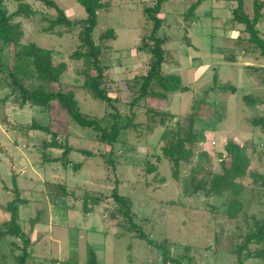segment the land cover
<instances>
[{
	"label": "rangeland",
	"instance_id": "obj_1",
	"mask_svg": "<svg viewBox=\"0 0 264 264\" xmlns=\"http://www.w3.org/2000/svg\"><path fill=\"white\" fill-rule=\"evenodd\" d=\"M22 1L26 10L31 9L30 14L16 15L12 19L19 22L23 31L21 44L35 42L52 51L55 64H65L60 81L50 87L73 91L81 112L98 119L109 129L116 112L120 113V125L126 124L130 118L134 119L135 124L145 125L122 129L116 141L107 143L99 140L100 132L74 122L55 100L50 103L48 114L30 104L18 109L16 106H20L21 95L7 86V71H4L13 67L15 50L0 41V182L8 185L6 190L0 188V212L5 215L7 212L10 218L0 224V229L7 230L12 225L9 205L15 203L18 196L27 204L31 203L28 208L33 214L31 219L41 217L43 210L48 214L50 210L54 213L80 214L82 219L74 217L79 222L78 226L92 225L95 230L91 237L99 249H95L98 264H241L234 253L236 245L250 229L256 228L252 215L264 220V188L259 187L261 179L255 181L250 175L240 179L244 184L241 195L244 205L236 218H229L225 214L229 193L207 197L203 192L187 194L184 190L185 178L198 164L202 152L207 153L200 160L204 173L220 170V154L226 152L225 144L229 140L247 148L251 159L250 171H256L264 178V129L251 122L253 118L264 117V90L260 95L252 94L261 103L251 107L244 101L246 92L242 89L236 92L229 88L220 89L224 84L230 86L225 83V66L222 62L245 54L238 41L247 36L244 25L232 35L235 41L225 44L223 38L225 19H228L226 23L232 20L237 2L230 1L233 8L229 11L232 15L226 17L225 9L214 15L216 22L213 28L205 29L203 25L201 30L195 29L202 42L192 47L187 44L190 41L189 29L196 25L197 17L204 15L198 13L197 8L194 14L189 13L190 6L197 0L176 2L172 7L164 5L159 14L164 20L160 32L168 36L165 43L169 50L167 57L175 62L165 64L164 70L179 73L178 69L184 65L196 66L197 76L203 80L196 84L188 72L186 81L192 87L178 97L173 95L170 111L175 114L174 117L171 114L164 125L155 127L147 109L152 105L159 107L160 101L149 99L148 103L131 109L133 91L127 85L128 81L145 74L148 69L150 54L140 52L138 46L141 37L147 35L151 28L143 14L144 8L155 4V0H112L110 8L98 11L94 37L102 45V64L105 68L103 86L112 97L115 108L93 99L83 88L84 75L81 71L84 61L72 55L81 48L80 31L83 25L78 22L72 26L53 24L58 16L55 8L40 0ZM55 1L73 22L86 16L85 8L77 0ZM259 1L264 3V0ZM213 2L225 8L222 0ZM19 5L17 0H3V6L7 7L9 13L17 10ZM244 10L253 17L254 0H244ZM111 28L116 31L117 38L101 40V35ZM257 28L264 37V18ZM259 51L250 49V52H254L252 56L255 52L260 55ZM29 70H33L31 63ZM228 72L236 78V69H229ZM93 73L96 71L93 70ZM215 73L218 82L213 79ZM22 80L29 86L41 81L29 74L23 76ZM6 99L7 102L3 103ZM166 104L168 109L169 101ZM12 108H16L14 112ZM191 114L194 116L198 141L193 159L181 162L180 178L175 179L172 162L163 154L162 147L170 144L173 132L181 125L188 124ZM34 121L47 126L51 133L30 129ZM147 124L152 127L147 128ZM139 131L142 132L141 136L137 134ZM3 133H7L8 137ZM17 137L20 152L12 148V144H17L13 142ZM52 142L64 146H54ZM67 146L71 149L64 155ZM6 150L11 154L4 153ZM225 158L229 163L228 156ZM36 171L42 176L33 182L31 179ZM115 190L131 200L134 221L142 226L152 241L141 239L138 232L132 229L130 220L120 210L113 195ZM91 213L94 214L93 218L87 219ZM73 231L77 235L84 233L77 227H73ZM9 243V236L0 241V260L4 264L14 262L13 256L8 260L1 257L2 252H9ZM259 247L264 249V242L249 244L251 249ZM165 248L166 254L177 262H165ZM242 264H264V257L244 258Z\"/></svg>",
	"mask_w": 264,
	"mask_h": 264
},
{
	"label": "trees",
	"instance_id": "obj_2",
	"mask_svg": "<svg viewBox=\"0 0 264 264\" xmlns=\"http://www.w3.org/2000/svg\"><path fill=\"white\" fill-rule=\"evenodd\" d=\"M17 1L20 2L18 9L9 13L7 7L3 6V0H0V41L12 46L15 50V62L13 67L9 71L4 70V68H1V70L7 71L5 77L7 86L10 87L13 92L18 91L19 95H21V107H24L25 104H30L33 105L32 107L40 108L41 112L47 113L50 103L55 100L60 108L66 110L68 116L74 122L83 128H91L100 132L99 140L107 143L116 141L122 129H132V126L145 125L142 123L135 124L133 118L126 121V124L120 125L118 120L120 118V113L116 112L109 129L102 125L98 119L88 117L81 112L78 99L73 91L51 88L50 85L53 86L60 81L61 74L65 69V64H55L52 51L37 45L35 42L21 44L20 39L23 35V31L20 29L19 22H14L12 19L16 15H29L31 9L26 10V5L23 1ZM40 1L58 11V16L53 20V24L72 26L78 22L83 25L80 31L81 48L75 50L72 54L73 57L84 61L83 70L81 71L84 75L83 88L93 99L106 102L115 108L116 106L112 97L103 86L105 68L102 64V45L97 42L94 37V32L98 25V11L100 9L110 8L112 2L110 0H77L85 8L86 16L73 22L67 17L65 11L55 0ZM168 1L169 0H155V4L148 5L144 8L143 14L147 22L151 24V28L147 35L141 37L138 50L150 54L148 69L145 74L135 76L133 81L127 82L129 89L133 91V97L130 100L131 109L142 103H148L149 99H157L160 101L159 107L152 105L150 106L151 108L149 107L147 109V114L150 115L149 118L152 120V124L153 126L155 125V127L164 125L170 117L171 113L167 109L166 102L170 100L171 95L177 92H185L190 89L189 86L184 83L179 73H168L164 70L165 64H175V62L168 60L167 57L169 50L165 47V43L168 41V36H164L160 32L164 20L159 14ZM202 1L203 0H197L193 3L189 8L191 10L189 13L194 14V10ZM235 1L237 2V6L233 10V18L231 21L234 24H239L240 29L241 25H244L243 30L247 32V36L241 39L239 38V44L245 49L244 53L246 55H252L254 52H250V49H254L255 51L260 50V55L255 52L258 59L264 58V37L260 35L259 29L257 28V24L264 18V12L262 11L264 3L259 0H254V15L250 17L244 10V0ZM106 38H117L114 28L103 33L100 37L101 40ZM187 42L189 46H192L191 41ZM251 44L253 45L252 47H250ZM30 63L33 67L32 71L29 70ZM93 70L96 71L95 74ZM28 74L41 79V81L34 86H29L22 80L23 76ZM213 79L215 82H218L217 73H215ZM227 83L230 84V86L224 84L225 86H221L220 89L229 88L232 92L237 91V86L234 83ZM243 99L247 105L251 107L261 102L260 99L252 95V93L244 94ZM133 116H135V113H133ZM188 118H190L188 124L186 126L181 125L177 131L173 132L170 144L162 147L163 154L172 162L173 177L175 179L180 178L181 162H188L193 159L194 149L198 141L197 132L194 128V116L191 114ZM251 122L253 125L261 126L264 129V117L253 118ZM146 127L151 128L152 126L147 124ZM30 129H42L45 132L51 133V130L47 126H43L36 121L31 124ZM137 134L141 136L142 132L139 131ZM52 145L64 146L57 142H52ZM70 149L71 147L67 146L64 150V155L68 154ZM225 151L226 152L220 154V170L218 172L208 170L206 173L203 171L200 160L206 157L207 153L202 152L199 156L200 160L198 164L193 168L191 174L185 178L184 190L187 194L203 192L207 197L222 196L225 193H229L230 199L225 214L229 218H236L240 216L244 205L243 199H241L244 184L240 179L249 175L255 181L261 179L262 183L259 187L264 188V178L261 177L258 172L250 171L251 159L247 148L243 145L234 140H229L225 144ZM225 156H228L229 163H227ZM152 167L154 168V166ZM201 174L202 176H200ZM113 195L120 205V210L123 211L124 215L130 220L132 229L138 232V236L141 239L149 240L142 226L134 221L131 211V200L120 194L117 190L114 191ZM22 202L25 201L20 200L17 196L16 202L9 205L11 211L10 223L12 225H10L7 230L0 229V237L6 234L16 236L23 235L18 222L19 203ZM252 217L256 224V228L250 229L246 235L243 236V240L238 242L236 249H234V253L237 254L238 258L241 260V264L244 258L264 257L263 248H249L250 243L261 244L264 242V220L256 218L255 215H252ZM149 241L152 240L150 239ZM26 246L25 244L24 254L18 257L20 264H25ZM166 253L165 248V262H177L176 259L170 258ZM87 256V261L84 264L99 263L96 251L93 247H89Z\"/></svg>",
	"mask_w": 264,
	"mask_h": 264
},
{
	"label": "crops",
	"instance_id": "obj_3",
	"mask_svg": "<svg viewBox=\"0 0 264 264\" xmlns=\"http://www.w3.org/2000/svg\"><path fill=\"white\" fill-rule=\"evenodd\" d=\"M186 1L187 0H169L166 3V5L172 7L173 3L176 2L184 3ZM222 1L225 2V8H220L216 6L213 0H203L202 3L198 5L196 11L204 15L200 18L197 17L195 21L196 27L192 26L190 29L188 28L189 30H191L189 37H190V41L192 42V46L193 44L199 45L202 42L201 36L196 35L195 29L200 28L201 30L203 25H204L203 28L205 29L213 28V25L216 22V20L213 19L214 15L223 9H225L226 17L232 15V13H230L229 11L230 8H233L231 7L230 1H234V0H222ZM193 17L196 18V16ZM226 20L228 19H225V28H222L224 31L223 35H225L223 36L225 40V44L228 41H235V38L233 39L232 35H234L235 31H237L238 33V27L240 26L239 24H234L231 21L226 23ZM252 55L244 54L242 56L240 55L233 57V60L225 59L222 62V65L225 66V83L233 82L237 86V90L242 89L244 92H246V94L252 93L255 95H260L261 92L264 90V77H261L262 74H264V70H263L264 58L258 59L255 55L254 56ZM241 58L246 60L242 61ZM233 68L236 69V74H237L235 76L236 78H233V73L228 72L229 69H233ZM178 72L183 78L184 83L189 87L192 86L191 83L186 81V78H188L187 76L188 72L189 75L192 77L190 79H192L196 84L200 82L201 79L203 80V78L197 76L198 68L196 66L184 65L183 68L178 69ZM226 75H229L230 77H226ZM181 93L183 92H177L172 94L171 99L169 100L168 109L169 112L172 114V117H174L175 115L173 112L170 111L171 101L172 99L174 100L173 95H175L174 97H178ZM4 102H7V99L4 100L3 103ZM260 103L261 102H259L258 104ZM26 106L27 105H25L24 107ZM16 107L20 110L21 108H23L18 105ZM15 109L16 108H12L11 109L12 112H14ZM16 111L19 112L18 110ZM8 120L10 121L12 119L8 118ZM3 134L7 135L8 137L7 133H3ZM1 138L2 136L0 137V139ZM13 142L17 143L18 137L17 140L16 141L14 140ZM9 143L11 144V142ZM19 145L20 143L19 144L17 143L15 145L12 144V148H14V151L20 152L19 150H21L20 149L21 147ZM12 148H10L9 150L11 151ZM4 153L11 154V152H9L8 150H6ZM6 158H8V156ZM41 176L42 174L36 171L33 173V179L31 180H33V182H36L37 180H40ZM0 184L2 185L0 186L1 189L6 190V186L8 187L7 184L3 185L2 182H0ZM30 189L29 192H31ZM26 202H22L19 207L18 222L20 224V228L23 235L16 236L11 234H6L0 237V241L5 237L8 236L10 237L9 246L11 245V247L9 252H2L1 257H3V260L11 259L13 256L14 262L12 264H20L18 257L24 254V247L26 244L27 246H26L25 264H84L88 258L87 256L88 248L93 247L94 249H97L96 243L91 237V235H93L94 233L93 231H95L94 229H92V225L91 226L88 225L89 228L86 229V227L88 226L85 227L81 225L78 226L79 222L74 220V217L76 216L82 219L80 214L74 215L73 212L71 215L68 213L65 214V212H60V211L54 213L52 212V210H50V214H48V211L43 210V215L45 211L44 216L41 215V217L39 218L31 219V216H33V214H31V212L28 209L31 203L27 204ZM8 215L9 214L7 212L6 215L5 213L1 214L0 212V224H2V222H7L10 219ZM93 215L94 214L91 213L87 215L86 218L87 219L93 218ZM73 227H77L79 231H84V233L82 232L83 233L82 235H77V232L74 233ZM98 250L99 249H97V251ZM0 264H4V263H2V261L0 260Z\"/></svg>",
	"mask_w": 264,
	"mask_h": 264
}]
</instances>
